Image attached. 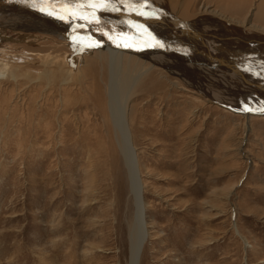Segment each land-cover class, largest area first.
Segmentation results:
<instances>
[{
	"label": "rangeland",
	"instance_id": "rangeland-1",
	"mask_svg": "<svg viewBox=\"0 0 264 264\" xmlns=\"http://www.w3.org/2000/svg\"><path fill=\"white\" fill-rule=\"evenodd\" d=\"M201 2L264 28V0H186L181 11L196 18ZM31 32L0 28V57L40 52ZM51 48L28 63L0 58V264H128L134 207L107 65L95 48L67 65L55 54L68 47ZM148 73L127 103L147 229L138 264H264V119Z\"/></svg>",
	"mask_w": 264,
	"mask_h": 264
},
{
	"label": "bare ground",
	"instance_id": "bare-ground-1",
	"mask_svg": "<svg viewBox=\"0 0 264 264\" xmlns=\"http://www.w3.org/2000/svg\"><path fill=\"white\" fill-rule=\"evenodd\" d=\"M168 1L103 0L109 6L94 9L91 5L99 4L102 0H0L2 30H13L16 37H29L31 31L40 33L43 37L33 36L36 40L43 39L44 48L40 47V52L51 47H59V50L68 47L69 54H55L64 63L72 64L70 59L82 55L80 50L95 48L100 62L104 61L107 65L109 80L105 89L109 118L123 157L134 207L133 219L127 227L128 264L139 263L147 235L142 183L127 123V103L138 80L156 69L163 73L170 71L183 81L195 83L202 88L206 93L205 100L213 105L216 104L212 102V96L215 97L214 101L238 109H242L245 104L252 109L264 106V28L256 26L247 17L241 19L224 12L232 9L208 10L202 2L200 14L196 18H186L187 12L181 11L182 8L184 11L188 8L186 0H179L175 4L172 0L176 10ZM33 3L35 7L31 6ZM112 6L118 10L113 11ZM41 8L44 11H40ZM237 11L239 13V9ZM141 12L149 14L141 15ZM93 13L99 23H88L79 18L87 16L92 19ZM60 16L65 19H59ZM48 38L53 46L44 42L49 41ZM227 38L233 40L235 46H241L228 48ZM155 41H160L164 47H144L145 43ZM255 42L259 49H256ZM123 44H131L132 47H123ZM7 47L6 50H12L10 46ZM19 52L11 57L4 52L0 58L5 60L6 65L9 62L28 63L34 57L42 56L40 52L29 51L30 54L21 49ZM51 55L44 53L42 57L46 59ZM218 106L227 112L226 106V109ZM229 110L238 113L246 122L252 117L264 119V112L249 111L241 114Z\"/></svg>",
	"mask_w": 264,
	"mask_h": 264
},
{
	"label": "snow or ice",
	"instance_id": "snow-or-ice-1",
	"mask_svg": "<svg viewBox=\"0 0 264 264\" xmlns=\"http://www.w3.org/2000/svg\"><path fill=\"white\" fill-rule=\"evenodd\" d=\"M121 2H123V0H121ZM31 6L35 7V3H33ZM109 5L105 2H102L99 3V4H92L91 7H93L94 9L95 8H106L108 7ZM141 7H143V5H141ZM112 10L113 11H117L118 9L115 8V6H112ZM40 11H44L43 8L40 9ZM52 13H49V15H51ZM141 15H148L149 13H144V12H141L140 13ZM154 14V13H153ZM73 18H75V13H73ZM80 19L82 20H86L88 23H99V20L98 18L95 17V14L93 13L92 14V19H88L87 16H80L79 17ZM59 19H65L64 16H60ZM82 26V25H81ZM154 39V38H153ZM89 47L91 46H94V45H88ZM123 47H132L131 44H123L122 45ZM144 47L146 48H152V47H164V45L160 42V41H155V43H145ZM241 111H259V112H264V106L260 107V108H257V109H252L251 107H249L247 104L244 105V107L242 109H240Z\"/></svg>",
	"mask_w": 264,
	"mask_h": 264
},
{
	"label": "water",
	"instance_id": "water-1",
	"mask_svg": "<svg viewBox=\"0 0 264 264\" xmlns=\"http://www.w3.org/2000/svg\"><path fill=\"white\" fill-rule=\"evenodd\" d=\"M215 103H217V104H219L220 106H223V107L226 106L227 108H229V109H231V110H233V111H235V112H240V113H243V112H249V111H241V110L238 109V108L230 107L227 103L217 102V101H215Z\"/></svg>",
	"mask_w": 264,
	"mask_h": 264
}]
</instances>
